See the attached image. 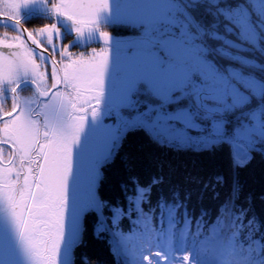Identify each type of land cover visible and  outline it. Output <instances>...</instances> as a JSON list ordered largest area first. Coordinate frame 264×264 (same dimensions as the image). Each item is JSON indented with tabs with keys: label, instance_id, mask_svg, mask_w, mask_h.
I'll return each mask as SVG.
<instances>
[{
	"label": "snow or ice",
	"instance_id": "snow-or-ice-1",
	"mask_svg": "<svg viewBox=\"0 0 264 264\" xmlns=\"http://www.w3.org/2000/svg\"><path fill=\"white\" fill-rule=\"evenodd\" d=\"M0 27V264H93L89 233L114 264H264V0H0ZM135 135L228 174L138 171Z\"/></svg>",
	"mask_w": 264,
	"mask_h": 264
},
{
	"label": "trees",
	"instance_id": "trees-1",
	"mask_svg": "<svg viewBox=\"0 0 264 264\" xmlns=\"http://www.w3.org/2000/svg\"><path fill=\"white\" fill-rule=\"evenodd\" d=\"M47 23H49L47 19H32L26 26L38 27ZM104 30L110 31V29ZM5 31V28L0 27V36ZM8 31L10 36L15 34L11 30ZM92 46L96 47L97 45L93 44ZM24 95H30V93H24ZM122 156H126L138 171H156L159 166H163L165 173L171 172L176 179L181 181L190 175L207 176L215 172L228 174L225 154H217L215 156L178 154L150 144L142 135H135L128 139L122 149ZM124 163L123 160L117 159L115 164L106 171L107 179L103 191L108 198H115L120 195L118 184L126 176ZM240 180L244 186L245 193H251L256 197L255 207L257 212L264 213V201L259 199V194L264 193V161L256 160L251 168L241 173ZM190 187L197 188L196 185H190ZM218 190L220 191L221 199H223L228 192L227 186ZM193 202L195 203V197ZM215 204L216 201L211 199V193H207L204 205L213 208ZM81 251L92 258L93 264H114L107 244L94 239L91 233L87 236V247L81 249Z\"/></svg>",
	"mask_w": 264,
	"mask_h": 264
},
{
	"label": "water",
	"instance_id": "water-1",
	"mask_svg": "<svg viewBox=\"0 0 264 264\" xmlns=\"http://www.w3.org/2000/svg\"><path fill=\"white\" fill-rule=\"evenodd\" d=\"M33 47H35V46H33ZM0 51H3V49H0ZM36 51H39V49H36ZM45 55H47V53H45Z\"/></svg>",
	"mask_w": 264,
	"mask_h": 264
},
{
	"label": "flooded vegetation",
	"instance_id": "flooded-vegetation-1",
	"mask_svg": "<svg viewBox=\"0 0 264 264\" xmlns=\"http://www.w3.org/2000/svg\"><path fill=\"white\" fill-rule=\"evenodd\" d=\"M63 31V30H62ZM74 51H79V49H75Z\"/></svg>",
	"mask_w": 264,
	"mask_h": 264
},
{
	"label": "rangeland",
	"instance_id": "rangeland-1",
	"mask_svg": "<svg viewBox=\"0 0 264 264\" xmlns=\"http://www.w3.org/2000/svg\"><path fill=\"white\" fill-rule=\"evenodd\" d=\"M75 50V49H74ZM91 49H89V51H90Z\"/></svg>",
	"mask_w": 264,
	"mask_h": 264
}]
</instances>
